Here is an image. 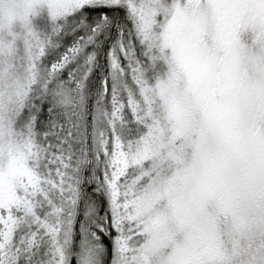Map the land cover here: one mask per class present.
I'll return each instance as SVG.
<instances>
[{"label":"snow or ice","instance_id":"obj_1","mask_svg":"<svg viewBox=\"0 0 264 264\" xmlns=\"http://www.w3.org/2000/svg\"><path fill=\"white\" fill-rule=\"evenodd\" d=\"M0 264H264V0H0Z\"/></svg>","mask_w":264,"mask_h":264}]
</instances>
